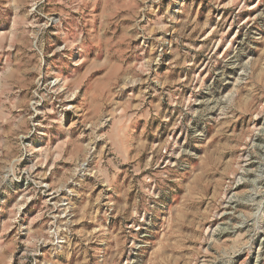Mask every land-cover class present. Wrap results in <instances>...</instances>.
Wrapping results in <instances>:
<instances>
[{
  "label": "rangeland",
  "instance_id": "obj_1",
  "mask_svg": "<svg viewBox=\"0 0 264 264\" xmlns=\"http://www.w3.org/2000/svg\"><path fill=\"white\" fill-rule=\"evenodd\" d=\"M0 264H264V0H0Z\"/></svg>",
  "mask_w": 264,
  "mask_h": 264
}]
</instances>
